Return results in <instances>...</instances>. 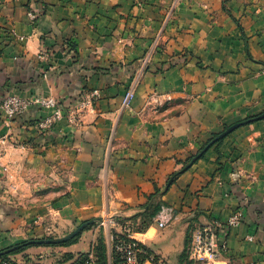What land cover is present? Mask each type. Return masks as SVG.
I'll return each mask as SVG.
<instances>
[{"label": "crops", "instance_id": "0c3cea01", "mask_svg": "<svg viewBox=\"0 0 264 264\" xmlns=\"http://www.w3.org/2000/svg\"><path fill=\"white\" fill-rule=\"evenodd\" d=\"M171 1L0 0V162L9 169L0 168V248L8 244L4 224H25L54 205L60 222L70 224L126 206L135 207L126 215L140 212L158 191L151 201L163 203L167 222L160 227L155 218L139 238L159 264H187L182 253L193 231L237 210L244 219L221 229L227 248L216 264H264V119L238 127L168 181L183 168L179 160L213 133L264 111V0H181L132 106L123 107ZM68 39L89 77L76 66L62 72L74 63L64 50ZM41 51L50 53L48 63ZM85 87L99 89L101 99L79 128L62 120L41 131L38 122L50 109L31 106L8 119L1 108L7 95L37 94L66 107ZM162 98L170 101L154 102ZM109 154L115 183L106 193L96 181ZM78 244L65 248L75 252Z\"/></svg>", "mask_w": 264, "mask_h": 264}, {"label": "rangeland", "instance_id": "374dc122", "mask_svg": "<svg viewBox=\"0 0 264 264\" xmlns=\"http://www.w3.org/2000/svg\"><path fill=\"white\" fill-rule=\"evenodd\" d=\"M181 0H173L169 4V7L167 11L164 14V17L160 20L162 21V25L157 29L155 32V35L152 37L150 46L148 48V51L143 58V60L140 62V67L138 68V74L135 76V79L133 80L132 84L128 88H136L138 84V80L141 76V73L144 70H147L150 68L151 65V57L152 55L158 51L160 47H162L164 44V41L166 40L164 30L168 23H171L173 20H176L175 11L176 8L179 6V2ZM224 8H226L225 5H223ZM36 19L35 16H32V20L34 21ZM16 37L18 36L19 40H24V35H16V33H13ZM6 35V34H5ZM10 36V35H8ZM64 50L68 53L73 52V59L74 63L72 66L64 67L62 69V72L69 69L70 67H75L78 72H80L82 75H84L86 78L90 75L88 73L91 72V69L85 68L79 63V53L78 49L75 46L72 45V42L70 39L64 41ZM42 57L45 58L46 63L49 62V58L51 57L50 53L48 51H41L40 53ZM76 59V60H75ZM79 63V64H78ZM78 64V66L76 65ZM171 66H173V63H171ZM90 70V71H88ZM93 70L96 71V73H104L105 70L109 71V68L104 67H94ZM46 72L43 73V77L46 76ZM98 91L94 94V96H91V94L95 91ZM35 96H45V95H35ZM161 96V95H160ZM34 97V96H32ZM32 97H26V98H32ZM101 99V92L99 89H90V88H84L83 91L72 99L70 102L67 103V109H72L78 111V113L81 115V122L79 125H71L67 123L69 126L74 128H79L84 125V117L87 112H93L96 109V103ZM163 100L156 99L154 100L157 105H162L169 102V98H162ZM132 105L129 106V108ZM7 118V117H6ZM11 119V118H8ZM238 123V122H237ZM246 125V124H245ZM41 131H48L49 129L40 128ZM110 151L112 150V143L109 145ZM18 147L25 148V145H18ZM200 148V147H199ZM183 161L182 159L179 160ZM110 154L105 161L104 165L101 168L100 175L97 177V184H99L105 192L109 191L114 183H115V177L109 175L110 170ZM0 168L5 172L6 174L9 173V169L5 164H2L0 162ZM63 187H66L68 185V177L64 176L63 178ZM8 188V187H7ZM6 188V190H8ZM9 188L14 192L17 193L18 189L14 185L9 186ZM51 188L48 189H41L40 192L44 193L46 191H50ZM71 191H65L64 195L69 196ZM6 194V198L9 200V197L12 196L8 191L4 192ZM56 202V200H54ZM9 202L14 204V201ZM155 202V201H154ZM145 205H147L145 207ZM153 205V201H149V198L147 199V202L139 207L141 210L140 212H135L131 215H126L123 213L124 210L134 209L135 207L126 206L124 210L121 213H114V215H92L87 218H81L79 220L75 218V220L72 221L70 224H63L60 221L61 213L57 212L59 211L58 206H53L52 209L47 212L48 214H38L35 215L30 221H28L25 224H20L16 226L15 224L12 225V223H9L8 225L4 224V231L5 233L4 237L7 239L8 244L6 246H3L0 248L3 249L8 246H12L18 243H21L23 241H29V245L31 246H25L24 249L18 250V252H14L11 256V258L18 261L20 264H71L72 261H75L82 255H86L88 252H94L95 259L92 264H103L102 259L100 257L101 252L99 251L101 247H104L105 250V260L107 261V264H115L113 260V254H112V243H113V234L118 235V229L119 226L122 224H129L132 227H137L139 232L144 231L147 227L151 225L157 218L158 222L161 217V211L156 214V216L151 219L150 223L147 225L145 224L148 220V215L152 212L153 208L151 207ZM155 205V204H154ZM19 206H23V204H20ZM164 207L162 205L163 210ZM14 211H17L18 215L21 217L23 216L22 209H10V213L12 215L15 213ZM120 211V210H118ZM156 220V221H157ZM84 221H88V224H90V228L85 229L87 226V223L85 224L84 228L78 233L80 234V238L78 240L79 244L75 247H72V250H75V252H71L68 249H66L64 245L61 243H32L31 241L34 240H48V239H57L62 238L67 235H69L71 232H73L75 229H77L81 224H83ZM169 222V221H168ZM18 229V231H17ZM197 229V228H196ZM195 229V230H196ZM194 230V231H195ZM193 231V232H194ZM77 234V235H78ZM84 236L82 237V235ZM76 235V236H77ZM75 236V237H76ZM82 237V238H81ZM72 239V238H71ZM70 240V239H69ZM66 242V241H65ZM190 243V239L187 241L186 245V252L184 253V258L187 264H196L195 261L191 260L188 255V245ZM99 252V253H97ZM98 255V257H97ZM156 255V254H155ZM99 258V259H98ZM153 264H159V260L157 258V261H152Z\"/></svg>", "mask_w": 264, "mask_h": 264}, {"label": "built area", "instance_id": "2783aa9c", "mask_svg": "<svg viewBox=\"0 0 264 264\" xmlns=\"http://www.w3.org/2000/svg\"><path fill=\"white\" fill-rule=\"evenodd\" d=\"M96 90L91 94L94 96ZM135 98V88H128L123 95L122 106L129 107ZM31 106H38L44 109H50L51 112L46 117L38 122V126L44 129H51L57 122L65 120L71 125H79L81 115L76 110L67 109L54 96H34L26 98L19 95H7L1 102V108L4 111L5 117L13 118L26 112ZM4 143V139L1 141ZM244 219V214L241 210L235 211L225 222L214 219L210 223L198 227L191 236L188 245L189 258L195 261L196 264H216L223 250L227 248L226 242L221 241L219 234L223 227H234L239 225ZM166 219L159 220V226L164 227ZM116 250L121 255L122 264H141L139 263V255L144 253L142 242L139 238L140 232L129 224L119 226ZM252 239V237H249ZM95 259L94 252H88L82 255L71 264H92ZM151 255L149 260H153ZM2 264H20L13 258L4 260Z\"/></svg>", "mask_w": 264, "mask_h": 264}, {"label": "trees", "instance_id": "16d2710c", "mask_svg": "<svg viewBox=\"0 0 264 264\" xmlns=\"http://www.w3.org/2000/svg\"><path fill=\"white\" fill-rule=\"evenodd\" d=\"M264 112V111H263ZM263 112H261V113H263ZM261 113H258V114H255V115H248L246 118H244L243 120H247V119H251V118H254V117H256V116H258V115H260ZM242 120V121H243ZM261 120V119H260ZM254 122V121H253ZM253 122H250V123H253ZM250 123H248V124H250ZM231 126V125H230ZM229 126H225V128H224V130L225 129H227ZM223 130V131H224ZM222 132V131H221ZM221 132H216V133H213L212 135H211V137L210 138H208V140L207 141H205L201 146H200V148L197 150V152L196 153H193V154H191V155H189L186 159H184L183 161H180V162H182L183 163V168L181 169V170H179V171H176L173 175H171L170 177H169V179H168V181L170 180V179H172V177H177V176H179V175H181L185 170H184V167L198 154V153H200L213 139H215ZM230 134V133H229ZM228 134V135H229ZM228 135H226L225 137H223V138H220V139H218L215 143H213L210 147H209V149H211V148H213V147H218L221 143H222V141L228 136ZM208 149V150H209ZM207 150V151H208ZM207 151L200 157V158H198L195 162H197L199 159H201L206 153H207ZM194 162V163H195ZM159 192L157 191L156 193H154V194H152L150 197H149V201L150 200H152L153 199V197L155 196V195H157ZM155 201V202H154ZM153 201V205L151 206L152 208H153V210H151L152 212L148 215V220H147V222L145 223L146 225L148 224V223H150V221H151V219H153L155 216H156V214L157 213H159L160 211H161V209H162V205H163V203L161 202V201H156V200H154ZM155 204V205H154ZM147 205H145V207H146ZM83 223H87V226H86V228L85 229H88V228H90V224H88V221H84ZM137 231H139L138 230V228L137 227H134ZM113 245H112V254L114 255L113 256V260H114V262H115V264H122V259H121V255L119 254V252L116 250V247H115V244L117 243V234H113ZM79 238H80V234H78L76 237H73L72 239H70V240H68V241H66V242H63L62 243V245H64V246H70V245H72V244H75V243H77L78 242V240H79ZM30 243H29V241H23V242H21V243H18V244H15V245H12V246H8V247H5V248H3V249H1L0 250V264H2V262L4 261V260H8V259H10L11 258V256H12V254L14 253V252H18V250H21V249H24V247L25 246H31V245H29ZM100 252H101V255H100V257H101V259H102V262H103V264H107V261L105 260V250H104V247H101V249L99 250ZM143 251H144V253H142L143 255H139V263H141L142 264V262L143 261H145L146 260V258H149L151 255H153V253L152 252H150L148 249H144L143 248ZM186 252V249L183 251V253H182V255H184V253ZM97 253H99V252H97ZM154 256V259H153V261H157V256L156 255H153ZM97 257H98V255H97ZM99 259V258H98Z\"/></svg>", "mask_w": 264, "mask_h": 264}, {"label": "water", "instance_id": "95a60500", "mask_svg": "<svg viewBox=\"0 0 264 264\" xmlns=\"http://www.w3.org/2000/svg\"><path fill=\"white\" fill-rule=\"evenodd\" d=\"M260 119H264V112L261 113L260 115L251 118V119H247V120H243L240 121L238 123H235L231 126H229L227 129H225L224 131H222L215 139H213L200 153H198L186 166V168L190 167L198 158H200L208 149L209 147L215 143L218 139L225 137L226 135H228L229 133L233 132L235 129H237L238 127L248 124L250 122L253 121H257ZM86 223L81 224L77 229H75L73 232H71L69 235L62 237V238H57V239H48V240H34L31 241L32 243H46V244H51V243H61V242H65L68 241L69 239L75 237L85 226Z\"/></svg>", "mask_w": 264, "mask_h": 264}]
</instances>
